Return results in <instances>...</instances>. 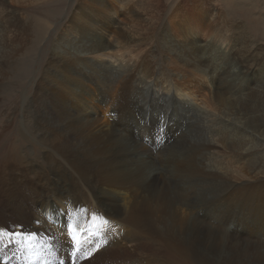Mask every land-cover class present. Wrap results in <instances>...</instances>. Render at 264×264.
I'll return each instance as SVG.
<instances>
[{"label": "bare ground", "instance_id": "1", "mask_svg": "<svg viewBox=\"0 0 264 264\" xmlns=\"http://www.w3.org/2000/svg\"><path fill=\"white\" fill-rule=\"evenodd\" d=\"M6 4L0 0V83L30 47L33 29H43L40 20L23 18L21 9ZM169 42L161 54L192 68L190 85L182 87L180 75L163 85L157 78L162 71L144 70L128 57L131 47L77 22L49 44L50 58L28 105L47 166L15 156L3 183L10 217H0V264H94L121 254L127 264L137 256L142 264H210L205 247L218 253L219 264H264V212L260 225L250 227L263 240L254 253L232 243L249 225L237 202L259 195L246 191L247 173L258 181L264 175V117L252 115L264 98V65L248 70L257 87L241 94L249 77L243 52L235 57L236 70L223 66L220 58L230 54L222 46L197 36ZM233 48L241 53L246 44L234 40ZM211 49L219 58L209 55ZM208 85L211 95L204 100ZM13 232L21 235L13 239ZM11 245L19 251H8ZM97 251L89 263L84 254Z\"/></svg>", "mask_w": 264, "mask_h": 264}, {"label": "rangeland", "instance_id": "2", "mask_svg": "<svg viewBox=\"0 0 264 264\" xmlns=\"http://www.w3.org/2000/svg\"><path fill=\"white\" fill-rule=\"evenodd\" d=\"M6 2L7 8L11 9L15 6L21 9V17L31 18V20L34 19L36 22L40 20L39 23L42 24L43 29L41 32L38 31V33H35V29H33L32 33L28 36L31 44L30 47L23 54L18 55L15 58L16 61L9 64L6 70L8 74L7 78L0 83V217L3 218L10 217V214L4 210L6 209L5 200L8 199L7 194L9 192L6 190L4 184H7V177L11 175L9 171H11L10 168L15 158L18 155L28 156L41 169L47 166L44 161L47 149L40 140L41 132L35 129V111L32 107L28 108V105L32 101L38 79L46 69L47 62L50 58L52 45L49 44H53L54 39L61 36L71 22H77L82 27L89 26L93 31L96 30L103 35L106 34L113 38L116 37L123 43L122 46L131 47V51L133 52H125L128 54V57L134 61L138 60V63L142 65L144 70H153V73L155 71H162L163 77L170 81L164 80L161 74L159 77L157 75V78H160L163 85H166L165 83L169 84L167 87H170L173 79V81H177L176 76L178 75L181 78L185 77L181 81H177L182 84V87L190 85L189 83L192 81L191 79L187 82V78L192 77V68L191 70L190 68L187 69V65L182 61L178 62V60L172 59L174 57L172 55L167 53L165 55L161 54L165 50L162 43L169 45V41L172 40H175L176 44H178L179 42L185 41L186 37L197 36L203 44L212 43L215 48L222 46L230 54L227 59L220 58L223 66L225 62H228L229 66L233 65L235 69L238 66L235 57L244 54L247 60L241 61V64L244 67L243 71L249 74V77L243 83L245 88H239L241 94H243L244 89L246 91L249 89L252 92L257 87V81L255 78H252L253 73L250 72L253 70V67H263L261 65H264V0H124L127 3L124 8L123 1L122 4H119L114 0H6ZM234 40L237 43L246 44L245 50L241 48V53L231 51L234 47ZM237 48L239 46H236ZM209 55H214L212 49ZM162 56L165 58L171 57L169 59L171 61L168 59H162L163 61L161 59H154ZM214 56L219 58L218 54ZM220 59L217 61V64L216 62L214 64L218 65ZM252 60L257 61L254 63ZM177 68L178 70H176ZM239 70L243 72L240 68ZM220 72L221 69H218L217 73ZM199 81L200 79L194 83L197 85L201 84ZM175 85L173 84V86ZM262 87L264 88L263 85ZM261 91V95L264 96V90L261 89ZM209 95H211V89L208 85L203 90V99L208 100ZM228 97L230 101L233 100L230 95ZM257 101L261 100L259 99ZM23 102L26 103L24 104ZM26 109L28 110L25 111ZM260 109L262 110L261 112ZM259 113L264 117V98L261 104H259V109L254 110L252 115L257 116ZM29 116L32 118L30 119ZM26 117L29 118L26 120ZM262 141L261 146L264 149V137H262ZM147 147L150 149L152 145L148 144ZM250 159L252 164V158ZM247 174H249V177L245 186L247 188L246 191L252 192L251 190L255 189L259 195L255 197L252 192L253 199L249 193L247 201L243 203L237 202V206L245 211V216L247 214L246 223L248 222L249 225L247 228H244L248 232L238 233L235 242L232 243L233 247L237 245L235 247L237 251L243 249V251H247L250 254L258 249L260 243H263L262 236L260 238L258 235V229L250 227H258L260 225V220L264 212V175L258 181L253 180L250 173ZM57 206L58 209L60 207L65 209L67 203L57 202ZM63 227L64 229L62 231L65 232L66 226L64 225ZM6 228H11V226ZM86 228L87 226H83L82 232ZM230 233L232 234L233 232ZM71 238L75 242L76 239L73 236ZM46 239L48 241L50 240V238ZM24 240L26 242L27 237ZM89 240L92 242V239ZM205 241L207 242V239ZM81 245L82 243L80 241L77 247L80 248ZM200 245L203 244L200 242ZM14 247L15 245H11L8 251L12 253ZM186 247L188 246L186 245ZM6 248L4 246V249ZM16 248L17 246L14 250L19 251ZM38 248L36 246V249ZM45 248L47 247L45 246ZM95 250L88 251L86 254H92ZM204 252L205 259L210 264L221 263L218 260L217 252H212V250L206 247ZM86 254H84L85 259L91 263L93 258L98 257L100 253L97 251L90 257L86 256ZM230 254H234V248L233 250L231 249ZM43 255L40 253L35 257L39 258ZM221 255L223 254L221 253ZM14 256L20 257L16 251L14 252ZM73 262L78 264L76 261H72V263L70 261L69 264H73ZM115 263L127 264L123 254L94 264ZM128 264H142V262L140 257L137 256V258H133Z\"/></svg>", "mask_w": 264, "mask_h": 264}, {"label": "snow or ice", "instance_id": "3", "mask_svg": "<svg viewBox=\"0 0 264 264\" xmlns=\"http://www.w3.org/2000/svg\"><path fill=\"white\" fill-rule=\"evenodd\" d=\"M21 235V233H18V232H13V233H10V236L14 239L16 236H19ZM35 235V234H33ZM73 264H75V262H73Z\"/></svg>", "mask_w": 264, "mask_h": 264}]
</instances>
